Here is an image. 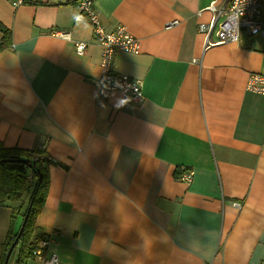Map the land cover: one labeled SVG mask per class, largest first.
<instances>
[{
  "label": "crops",
  "instance_id": "obj_1",
  "mask_svg": "<svg viewBox=\"0 0 264 264\" xmlns=\"http://www.w3.org/2000/svg\"><path fill=\"white\" fill-rule=\"evenodd\" d=\"M14 1L0 0V144L42 148L53 162L34 222L48 254L64 264H264V95L246 89L250 74L264 75V39L242 32L205 47L197 25L226 0H94L107 32L123 26L137 40L138 54L111 63L143 94L102 97L101 48L80 0ZM20 225L0 205V254Z\"/></svg>",
  "mask_w": 264,
  "mask_h": 264
},
{
  "label": "built area",
  "instance_id": "obj_2",
  "mask_svg": "<svg viewBox=\"0 0 264 264\" xmlns=\"http://www.w3.org/2000/svg\"><path fill=\"white\" fill-rule=\"evenodd\" d=\"M14 2V4H18L21 0ZM93 2L94 0H80L78 8L88 18L93 28L95 40L101 48L100 65L103 73L102 77L94 82L98 94L107 97L114 91H121L132 101L141 102L143 99L141 82L128 75L116 74L113 72L111 63L117 53L138 54V42L123 26L107 32L100 23ZM206 11L210 13V18L197 25V31L205 38V47L235 43L242 32L248 36L258 35L264 39V0H226L220 7L217 6L216 2H212ZM177 24L178 21L174 20L166 28ZM53 35L66 38L69 36L63 31H54ZM74 45L77 53L82 54L84 52L86 47L84 42H75ZM246 89L264 95V75L250 74ZM180 171V180L184 182L192 180L193 173L190 170L181 167ZM49 240L47 236L39 240L36 249L33 251L34 259L38 264H64L59 261L55 254H48L46 249Z\"/></svg>",
  "mask_w": 264,
  "mask_h": 264
},
{
  "label": "trees",
  "instance_id": "obj_3",
  "mask_svg": "<svg viewBox=\"0 0 264 264\" xmlns=\"http://www.w3.org/2000/svg\"><path fill=\"white\" fill-rule=\"evenodd\" d=\"M1 31L4 35L8 32L6 29ZM51 164L53 162L42 148L7 149L0 144V205L10 210L11 219L18 218L22 224L25 218L22 231L19 228L8 235L2 244L0 264L4 263L7 250L17 236L18 240L7 264H24L32 256L39 240L43 239L35 233L34 222L48 193Z\"/></svg>",
  "mask_w": 264,
  "mask_h": 264
},
{
  "label": "water",
  "instance_id": "obj_4",
  "mask_svg": "<svg viewBox=\"0 0 264 264\" xmlns=\"http://www.w3.org/2000/svg\"><path fill=\"white\" fill-rule=\"evenodd\" d=\"M16 161H17V162H24V163L27 162L26 160H16ZM24 222H25V218H24V220H23V222H22V224H21V227H20V230H19L20 232L22 231V228H23ZM17 240H18V236L14 239V241L12 242V244L10 245V247L8 248L7 253H6V256H5V259H4V263H3V264H7V263H8L9 257H10V255H11V253H12L13 248H14L15 245H16Z\"/></svg>",
  "mask_w": 264,
  "mask_h": 264
},
{
  "label": "rangeland",
  "instance_id": "obj_5",
  "mask_svg": "<svg viewBox=\"0 0 264 264\" xmlns=\"http://www.w3.org/2000/svg\"><path fill=\"white\" fill-rule=\"evenodd\" d=\"M256 40L259 42V43H263V41L260 39V38H256ZM103 71V70H102ZM116 73V72H115ZM116 74H118V75H124V74H120V73H116ZM101 77H102V75H101ZM100 77V78H101ZM16 220H17V225H19V219L18 218H16ZM46 236V235H45ZM32 256H33V253H32ZM34 258V257H33Z\"/></svg>",
  "mask_w": 264,
  "mask_h": 264
}]
</instances>
